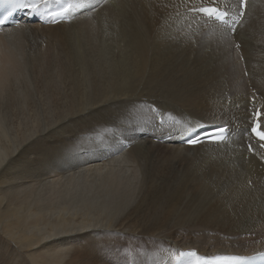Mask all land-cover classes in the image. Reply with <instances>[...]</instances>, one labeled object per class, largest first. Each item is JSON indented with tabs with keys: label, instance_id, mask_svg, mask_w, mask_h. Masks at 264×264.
<instances>
[{
	"label": "bare ground",
	"instance_id": "obj_1",
	"mask_svg": "<svg viewBox=\"0 0 264 264\" xmlns=\"http://www.w3.org/2000/svg\"><path fill=\"white\" fill-rule=\"evenodd\" d=\"M234 2L223 0L221 7ZM86 3L89 6L74 12L68 22L49 23L40 16L25 13L26 18L0 30V42L18 35L35 37L36 42L45 39V46L34 45L30 58L57 70L54 77L65 83L60 87L47 84L49 89L43 91L53 98L63 90V104L68 108L61 117L77 116L92 121L103 116L106 117L103 122L113 124L105 131V145L109 144L111 151L105 158L136 162L139 168H144L149 186L142 210L152 205L157 222L168 216L169 221L179 224L194 217L196 224L200 218L202 226L194 231L197 229L210 241L201 242L197 248L176 246L162 255H153V260H171L174 264L180 250L185 248L199 249L206 256L221 253L250 256L264 251V147H260L250 132L254 113L264 112V0H248L235 33L218 23H205L200 17L193 19L182 0H86ZM237 44L241 47L237 48ZM38 47L49 53L47 59ZM0 58L6 64L1 61L2 90L14 59L3 55ZM13 100L5 105H16ZM153 107L155 112L151 111ZM181 114H185L182 119ZM4 116L11 121L16 114ZM180 119L177 125L175 122ZM261 122L264 126V116ZM193 123L227 126L229 137L223 143L184 145L181 139L186 135L185 129ZM166 138H170L169 142H162ZM159 139L178 154L176 159H183L188 165L186 174L178 175L176 183L173 181L176 184L173 189L171 185L164 188L155 183L160 167L154 163L149 166L150 171L146 167L147 162H155L149 150L161 145L155 142ZM249 143L253 152L247 149ZM34 152V146L28 144L12 160L20 164L26 154L30 156ZM5 161L6 157H0V167ZM13 161L3 171L0 168V194L4 195L0 218L3 215L6 234L13 228L7 223L28 222L23 215H17L23 201L16 190L23 189L21 175L33 161L30 158L25 167L9 172ZM161 163L165 174L177 175L175 167H171L173 164ZM107 177L113 179L114 173L108 172ZM188 181L193 182L203 202L180 213L178 201L184 196ZM76 182L75 179L72 186H77ZM171 225L165 222L164 230ZM95 226L103 230V224ZM89 228L84 225L71 232H59L55 240H61L59 247L65 245L69 246L65 249L72 250L71 246L82 241L81 234ZM218 232L225 235V242ZM41 237L25 238L26 243L23 236H17V240L26 247L38 248L47 243ZM68 238L72 241L68 242ZM88 241L91 248L96 238ZM211 241L215 243L210 246ZM245 241L249 246L241 249L240 242ZM67 250L49 256L50 262L62 264L68 258Z\"/></svg>",
	"mask_w": 264,
	"mask_h": 264
},
{
	"label": "rangeland",
	"instance_id": "obj_2",
	"mask_svg": "<svg viewBox=\"0 0 264 264\" xmlns=\"http://www.w3.org/2000/svg\"><path fill=\"white\" fill-rule=\"evenodd\" d=\"M89 10L87 9V12ZM256 32L259 34L260 31ZM12 39L0 42V56H12L14 59L13 64H9L12 70L6 75L8 78L4 80L5 86L0 90V157H6L0 168L3 171L8 167L9 162L18 157L17 153L28 144L34 146L35 154H26L22 163L13 161L9 168V172H15L14 170L25 167L30 158L33 161V165L25 168V173L21 175L23 181L20 185L23 189L16 190L23 201V207L18 209L17 215H23L28 222L21 220L18 223H7L13 228H9L6 234L3 215L0 218V264H54L50 262L49 256L55 255L57 251L67 250L65 245L59 247L61 240H55L57 234L71 232L84 225L91 228L81 234L82 241L72 246L70 244L72 250H67L68 258L62 264H172L171 260L154 261L152 256L162 255L163 251H171L176 246L197 248L201 242L210 241L206 240L201 232L198 233L197 229L194 231L196 227L202 226L200 218L196 224L194 217H188L179 224H174L173 220L169 221L168 216L157 222L152 205L141 209L149 186L144 168H139L136 162L105 158L111 152L109 144L105 145V131L110 130L113 124L103 122L102 120H106L103 116L92 121H83L77 116L61 117L62 112L68 108L63 104V90L53 98L43 90L49 89L47 84L60 87L65 82L54 77L57 70L52 67L49 69L44 62H33L30 58L34 45L45 46V39L39 38L36 42L35 37L32 39L23 35ZM238 45L241 47V44ZM38 49L47 59L49 53L40 47ZM1 61L0 58V63ZM2 63L1 66L5 64ZM65 90H68V87ZM10 99H15L13 101L16 105H5ZM5 113L16 114V117L9 121L5 118ZM86 115L85 113L83 116ZM184 116L185 114H181V119ZM181 119L175 123L179 125ZM99 137L103 138L98 139ZM155 142L161 144L158 148L149 150L155 162H147L146 167L149 168L152 163L160 167L155 183L164 185V188L171 185L170 189H173L177 176H184L188 165H185L187 163L183 159H176L178 154L168 145L164 146L169 141L161 143L159 139ZM163 161L168 165L173 164L171 167H175L177 175L165 174L161 167ZM108 172L114 173L113 179L107 177ZM1 173L0 170V177ZM75 179L77 186H72ZM190 182L192 181L187 182V190L181 201H178L180 213L186 212L187 207L192 209L203 202L194 190L193 182ZM169 194L171 195L172 191ZM3 197L4 195L0 194V213ZM165 222L173 225L164 230ZM99 223L103 224V230L95 229L98 227L95 225ZM33 235L45 238L46 246L26 247L23 241L17 240V236H23L26 243L25 238L31 240ZM50 236L52 238H49ZM218 236H221L223 242L226 241L222 233L218 232ZM92 237L96 238V243L88 248V238ZM67 240L70 242L72 238ZM214 243L215 241H211L210 246ZM245 243L240 242L241 249L248 248V242Z\"/></svg>",
	"mask_w": 264,
	"mask_h": 264
},
{
	"label": "snow or ice",
	"instance_id": "obj_3",
	"mask_svg": "<svg viewBox=\"0 0 264 264\" xmlns=\"http://www.w3.org/2000/svg\"><path fill=\"white\" fill-rule=\"evenodd\" d=\"M187 8V13L192 15L193 19L197 17L203 18L204 22L209 21L218 23L230 33H235L237 25L243 19L248 0H235L234 3L226 4L221 7L223 0H210V3H204V0H182ZM55 5V10H51V6ZM89 6L86 0H0V27L7 25L13 14L18 11H26L28 15H37L49 23H60L68 21L73 13ZM231 9V10H230ZM13 24L17 23L11 20ZM239 48V45H236ZM151 111L155 112L153 107ZM255 121L250 127V132L254 138L260 143V147H264V126L261 124V117L264 112L256 111L254 113ZM163 123V121H160ZM205 128L204 124L193 123L185 129L186 135L189 137L186 143L192 146L202 144L204 142L223 143L226 141L228 128L224 125H216L211 129L199 131ZM249 152H253L254 148L251 143L247 145ZM180 257L188 258L186 264H249L250 260L256 257L229 255L204 257L199 255L195 250L180 251L177 259ZM260 259L264 260V253L260 254Z\"/></svg>",
	"mask_w": 264,
	"mask_h": 264
}]
</instances>
